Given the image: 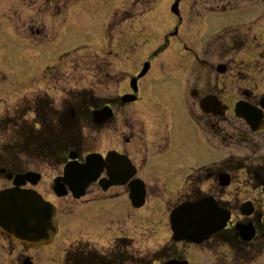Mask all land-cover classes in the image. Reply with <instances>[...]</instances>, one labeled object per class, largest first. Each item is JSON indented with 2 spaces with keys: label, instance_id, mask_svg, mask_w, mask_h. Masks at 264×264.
Here are the masks:
<instances>
[{
  "label": "flooded vegetation",
  "instance_id": "obj_1",
  "mask_svg": "<svg viewBox=\"0 0 264 264\" xmlns=\"http://www.w3.org/2000/svg\"><path fill=\"white\" fill-rule=\"evenodd\" d=\"M216 1L189 0V11L195 15L185 20L183 9L174 15V30L166 36L164 45L157 43L156 49L146 55L138 70L125 76L120 71H98L102 85L116 83L118 89L115 94H99L96 98L97 108L109 105L113 109L110 122L114 126H96L100 135L108 132L99 139L104 144L106 138L105 144L110 147L102 145L94 153L106 158L113 151L116 157L123 155L128 160H121L120 176L108 175L106 170L100 175L102 181L123 180L126 184L106 192L99 182L91 184L86 193L90 197L87 206L98 204L106 208L113 199L129 198V186L135 178L146 184L149 195V179L181 176L171 172L178 161L210 162L190 168L184 184L177 185L180 190L186 185L177 205L211 198L228 214V220L223 230L205 242L186 246L193 248L198 262L205 259L209 264H259L260 256L264 258V9L260 8L264 7V0H222L224 4ZM154 2H147L152 3L147 10L150 5L143 4L141 23L150 14L155 16L157 4L163 5V0ZM116 12L112 14L116 16ZM115 16L108 17L106 32L112 29ZM149 21L144 22L145 29H149ZM131 25L120 33L123 44L129 41L128 37L134 38L136 24ZM152 25L158 26L157 22ZM121 44L118 43L117 52L108 50L106 55L119 56L122 51L132 54L131 47L122 48ZM162 55L165 63H160ZM146 63H150L148 73L133 87L131 81ZM125 97L135 100L125 103ZM203 102H209L205 109ZM239 104L243 107L240 112L247 118L237 113ZM66 116V110L59 111L58 118ZM137 116L141 122L135 120ZM5 121V117L0 120V133ZM4 148L1 144L0 153ZM78 160L84 163L82 155ZM158 166L168 174L160 173ZM131 168L135 175L129 177ZM5 169L0 154L2 184ZM158 182L162 184L159 190L164 189L160 193H165L167 185ZM170 226L169 223L171 230ZM173 248L167 250L171 259H184ZM219 248L221 254L217 252ZM22 251V246L11 244L0 232V264H24L27 257L33 260L28 253L31 250ZM102 255L105 258L108 253L94 258L101 260ZM86 256L81 247V264H85Z\"/></svg>",
  "mask_w": 264,
  "mask_h": 264
},
{
  "label": "rangeland",
  "instance_id": "obj_2",
  "mask_svg": "<svg viewBox=\"0 0 264 264\" xmlns=\"http://www.w3.org/2000/svg\"><path fill=\"white\" fill-rule=\"evenodd\" d=\"M149 1L154 2V0H0V120L3 117L13 120L20 111L16 117L20 127L33 126L34 132L39 131L40 125H36L37 118L31 110L34 106L30 101L41 95L47 103L52 100L50 112L55 113L67 108L75 110L74 119L78 120L79 152L82 157L99 150L102 145L105 148L106 138L103 140L104 144L100 143L99 138L106 136L108 132L104 131L105 134L100 135L98 129L93 127L88 118L91 107L86 102L92 100L94 102L92 104L97 106V96L115 94L118 84L110 82L102 85L98 71L100 68L105 71H120L125 76L138 70L146 55L152 53L158 44L164 45V39L174 30L177 23L169 10L174 0H163V5L157 4L155 7L158 10L155 16L150 14L144 18L145 23L150 19L149 29H145L144 22L141 23L142 11H145L143 4ZM179 1L180 9L185 13V20L188 16L195 15L189 11V0ZM219 1L222 0L216 2L225 3ZM71 2L74 3L68 7ZM147 4L150 6L146 7V10L151 8L152 3ZM155 4L156 2L153 5ZM125 9L130 10L124 13ZM115 10L116 16L112 14ZM110 14L116 17L113 19L115 23L113 22L112 29L106 33V22ZM152 22H157L158 26H153ZM131 24H136L133 28L136 33L134 38L128 37L129 41L123 44L118 37L122 30L130 29ZM116 43H122V48L131 47L132 54H124L122 51L119 56H106L108 50L118 51ZM173 47L175 49V46ZM164 56H161L160 63H165ZM48 116L47 120L51 122H46L53 123L52 130L59 134L58 125H55L57 118L51 114ZM135 120L142 121L140 116ZM9 123L11 122H7V126L3 123L5 129L0 133L1 144L5 147L3 150L5 154L3 152L0 154L5 156L8 149L21 148V151L15 152L16 157H12L11 160H20L18 163L24 164L22 167L25 169L40 172L43 179L36 189L47 200L55 203L60 211L69 213L58 219L62 226L61 233L52 245L38 252H29L33 264H65L66 252L77 251L82 241L96 240V244L93 242L95 247L101 253H107L118 239H125L131 244L128 252L140 260L138 264H141V261L142 264H163L170 259L166 255L170 247H174L173 249L182 258L190 260L191 264H209L205 259L198 262L197 254L194 255L193 248L186 246L187 244L174 245L172 232L168 227V216L183 199L186 185L182 191L177 185L184 184L190 168L193 165H207L210 162L178 161L171 172L174 176L181 175L179 178L160 176L149 179L151 192L148 195V204L139 210H133L127 198L110 201L106 208L98 204L82 206L89 202L90 197L86 196L76 201L71 196L58 199L53 194V181L62 173L63 163L57 165L50 155H45L46 153L38 149L41 147L37 143L38 134L37 136L32 134L30 139L26 138L24 128L16 129ZM110 124L114 126L113 122L108 124L111 127ZM118 125L122 126L121 123ZM108 147L110 146L106 148ZM28 150L35 156H28ZM171 156L175 157L174 154ZM5 164L6 167L12 165H7L6 161ZM158 169L160 173L168 174L163 167L158 166ZM2 180L1 189L11 186L6 177ZM158 181H163V184L167 185L165 193H160L164 189L159 190L162 184ZM97 192L102 194L101 190L97 189ZM217 252L221 254V249L219 248ZM260 257L258 263L264 264L263 256Z\"/></svg>",
  "mask_w": 264,
  "mask_h": 264
},
{
  "label": "water",
  "instance_id": "obj_3",
  "mask_svg": "<svg viewBox=\"0 0 264 264\" xmlns=\"http://www.w3.org/2000/svg\"><path fill=\"white\" fill-rule=\"evenodd\" d=\"M177 7L178 4L174 6V12H177ZM242 110L243 107L238 109L239 115L247 118L240 112ZM109 116L110 111L107 108L93 112V120L97 124L104 123ZM71 157L73 160L77 158L76 154ZM116 162L118 160L111 155L106 161L100 160L96 155H90L86 165L82 167H79L76 162H72L66 167L65 179L55 181L54 192L58 196L66 195L67 192L62 184V182H66L70 184L75 197L79 198L83 194L85 186L91 181H96L100 169L105 167L110 174L116 173L114 169ZM40 179L41 176L35 173L18 175L14 182L16 185L14 189L0 192V230L5 232L12 242L24 244L26 247L39 248L49 244L58 232L55 208L45 202L35 191L20 189L27 181L36 185ZM112 184L109 183L104 188L107 189ZM78 185H81L80 189ZM133 188L134 192L131 195L133 205L141 207L145 204V188L143 184H139V187L134 184ZM227 219L228 215L224 214L212 200L206 199L192 204H183L171 214L173 238L177 242L202 243L212 234L222 230ZM168 264L187 263L171 261Z\"/></svg>",
  "mask_w": 264,
  "mask_h": 264
},
{
  "label": "trees",
  "instance_id": "obj_4",
  "mask_svg": "<svg viewBox=\"0 0 264 264\" xmlns=\"http://www.w3.org/2000/svg\"><path fill=\"white\" fill-rule=\"evenodd\" d=\"M38 102V101H37ZM38 107L40 106V103L38 102V105H37ZM39 111H41L42 113L44 112V110L42 111V110H39ZM41 113V117L43 118V119H45V116L47 115L46 113H43L42 114ZM43 128H45V129H48V128H46V126L45 127H43ZM71 128H73V125H71V127H70V129L67 127H65V129L63 130L64 132H68V135L69 136H71V134H73V133H71V131H72V129ZM69 130H70V132H69ZM32 134H35L36 135V133L32 130V128H28V130H26V135H25V137L26 138H31L32 137ZM45 134V135H44ZM44 134H38V140H37V143H38V145H41V147H38V149L39 150H41V151H43L44 153H46L45 155H50V157H52L54 154H56V153H62V151H60V150H58V151H55L52 147H50L49 146V144L47 143V141H49V139H51V136H49V135H51V133H49V129H48V131H47V135H46V133H44ZM63 135H65V134H63ZM73 139H70L69 140V145H71V144H74L75 142V140L74 141H72ZM53 143L55 142V143H65L66 142V140H65V138L62 136V137H60L59 139H55V140H51ZM68 143V142H67ZM20 150V149H19ZM19 150H17L16 149V151H19ZM21 151V150H20ZM27 154H28V156H35V154H33V153H31V151H27ZM23 165H17V166H14L15 168L17 167V168H19L20 169V167H22ZM119 249V248H118ZM102 260V261H101ZM101 260L100 259H98V260H96V258H92V257H90V258H87V259H85L84 261H85V264H122V261H120V259L118 258V259H116V261L115 260H110V259H105V258H101ZM129 261H131V264H138V261L136 260V259H133V258H130V260ZM76 264H80V262H77Z\"/></svg>",
  "mask_w": 264,
  "mask_h": 264
}]
</instances>
